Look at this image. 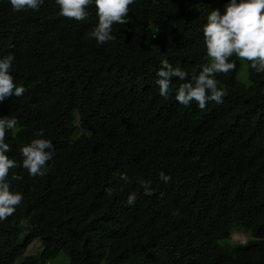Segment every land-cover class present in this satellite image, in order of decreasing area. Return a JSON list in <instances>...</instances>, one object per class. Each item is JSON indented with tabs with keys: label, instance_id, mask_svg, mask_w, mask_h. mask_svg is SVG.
Instances as JSON below:
<instances>
[{
	"label": "trees",
	"instance_id": "16d2710c",
	"mask_svg": "<svg viewBox=\"0 0 264 264\" xmlns=\"http://www.w3.org/2000/svg\"><path fill=\"white\" fill-rule=\"evenodd\" d=\"M128 7L127 22L112 26L115 39L97 44L94 6L77 21L55 0L19 12L0 0V56L13 54L10 74L25 87L0 102V116L18 121L5 142L17 162L10 189L23 195L0 221V264H44L60 251L67 264H264V72L246 61L249 82H241L233 56L235 68L213 77L221 103L179 104L178 78L161 97L159 62L198 71L209 59L203 24L223 6ZM37 131L54 154L47 173L33 177L20 147ZM138 180H150L151 191ZM238 229L248 238L228 255L221 240ZM35 239L40 253L26 254Z\"/></svg>",
	"mask_w": 264,
	"mask_h": 264
},
{
	"label": "clouds",
	"instance_id": "9594fccd",
	"mask_svg": "<svg viewBox=\"0 0 264 264\" xmlns=\"http://www.w3.org/2000/svg\"><path fill=\"white\" fill-rule=\"evenodd\" d=\"M14 12L37 10L44 0H8ZM134 0H55L59 14L77 21L88 17V6L95 7L96 23L89 36L97 44H103L115 39L112 34L113 24L127 22L129 5ZM203 44L208 61L193 70L191 75L180 66H173L167 59L159 62L156 70L155 84L158 94L167 98L173 89L170 87L173 78L181 83L174 89L175 100L179 104L195 106L204 109L207 102L221 103L225 92L217 86L213 78L219 73H227L236 66L238 57L249 62L256 72H264V0H227L220 9H211L202 27ZM15 57L9 53L0 56V102L9 96L20 97L25 92L23 85L14 82L10 69ZM15 116H0V221L5 220L16 210L23 195L10 189L8 179L9 169L17 167V162L9 158L10 145L5 142V133L17 127ZM23 157L20 166L27 170L29 176H43L47 173L46 162L53 157L51 140L43 137L42 131H37L34 138L20 147ZM158 179L168 184L172 179L164 171L158 172ZM13 180H21V176L13 175ZM120 179L127 181L126 172L120 173ZM138 184L146 192L151 191L150 180H138ZM111 194V189H107ZM137 193L127 196V203L133 204Z\"/></svg>",
	"mask_w": 264,
	"mask_h": 264
},
{
	"label": "rangeland",
	"instance_id": "374dc122",
	"mask_svg": "<svg viewBox=\"0 0 264 264\" xmlns=\"http://www.w3.org/2000/svg\"><path fill=\"white\" fill-rule=\"evenodd\" d=\"M194 1L197 5H213V6H223L225 0H189ZM239 69L237 72V78L241 82L248 83V66L246 60L239 58ZM248 238V234L244 230H232L229 237L221 240V245L224 247V251L228 255H233L235 246L239 243H243ZM41 251V242L39 239H35L27 247L26 254L38 255ZM68 257L64 251H60L57 256L44 264H67Z\"/></svg>",
	"mask_w": 264,
	"mask_h": 264
}]
</instances>
